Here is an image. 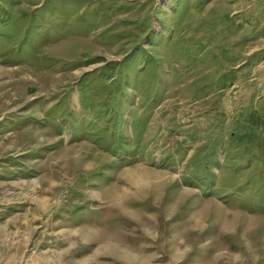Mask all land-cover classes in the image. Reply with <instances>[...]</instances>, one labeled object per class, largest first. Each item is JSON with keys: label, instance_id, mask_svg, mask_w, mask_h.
I'll return each mask as SVG.
<instances>
[{"label": "rangeland", "instance_id": "374dc122", "mask_svg": "<svg viewBox=\"0 0 264 264\" xmlns=\"http://www.w3.org/2000/svg\"><path fill=\"white\" fill-rule=\"evenodd\" d=\"M0 264H264V0H0Z\"/></svg>", "mask_w": 264, "mask_h": 264}]
</instances>
